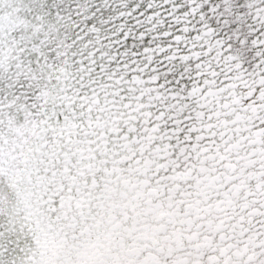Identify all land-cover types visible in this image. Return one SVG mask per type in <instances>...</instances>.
Here are the masks:
<instances>
[{"label": "snow or ice", "instance_id": "obj_1", "mask_svg": "<svg viewBox=\"0 0 264 264\" xmlns=\"http://www.w3.org/2000/svg\"><path fill=\"white\" fill-rule=\"evenodd\" d=\"M0 264H264V0H0Z\"/></svg>", "mask_w": 264, "mask_h": 264}]
</instances>
